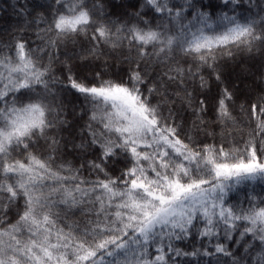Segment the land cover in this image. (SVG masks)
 Returning a JSON list of instances; mask_svg holds the SVG:
<instances>
[{"label": "snow or ice", "instance_id": "1", "mask_svg": "<svg viewBox=\"0 0 264 264\" xmlns=\"http://www.w3.org/2000/svg\"><path fill=\"white\" fill-rule=\"evenodd\" d=\"M0 264H264V0H0Z\"/></svg>", "mask_w": 264, "mask_h": 264}]
</instances>
